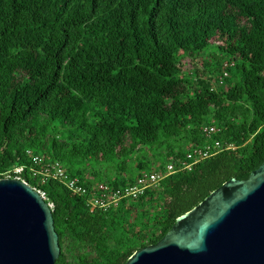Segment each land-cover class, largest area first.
<instances>
[{
  "label": "trees",
  "instance_id": "16d2710c",
  "mask_svg": "<svg viewBox=\"0 0 264 264\" xmlns=\"http://www.w3.org/2000/svg\"><path fill=\"white\" fill-rule=\"evenodd\" d=\"M47 162L87 192L34 177ZM263 162L264 0H0V170L24 165L54 204L56 264H126ZM150 172L137 197L92 207L98 184Z\"/></svg>",
  "mask_w": 264,
  "mask_h": 264
},
{
  "label": "water",
  "instance_id": "95a60500",
  "mask_svg": "<svg viewBox=\"0 0 264 264\" xmlns=\"http://www.w3.org/2000/svg\"><path fill=\"white\" fill-rule=\"evenodd\" d=\"M60 253L48 202L26 181L0 179V264H56ZM126 264H264V162L247 179L226 181Z\"/></svg>",
  "mask_w": 264,
  "mask_h": 264
},
{
  "label": "built area",
  "instance_id": "2783aa9c",
  "mask_svg": "<svg viewBox=\"0 0 264 264\" xmlns=\"http://www.w3.org/2000/svg\"><path fill=\"white\" fill-rule=\"evenodd\" d=\"M216 130V127L210 128V132H213ZM29 154H32L31 151H28ZM211 154L210 147L206 150L204 149H195L191 153L187 154V160L184 162V166H186L189 170L193 168V164L198 162L199 160L203 158L209 157ZM190 160V161H188ZM33 162L35 164H42L44 162V158L33 155ZM169 169H173V166L170 165ZM26 170V167L24 165L20 166H13L10 168H7L6 170H0V179L3 178H15L19 180H23L28 182L24 177V172ZM164 176V175H163ZM157 172H150L145 173L144 176L140 177L137 181V183L133 185H129L127 187H121L117 189H111L112 192L107 194V190H109V187L106 184H98L99 191L101 192L100 195H94L92 196L90 203L92 207L99 208L103 210H109L111 208L118 207L121 200L125 197H137L139 194H141L147 187L152 186L160 181V179L163 177ZM34 177H40L42 180H46L50 177L54 178H60L66 182V184L72 188L74 191L85 194L87 192V189L82 186L78 179L71 178L68 173L66 172L65 168L58 162L51 163L47 162L42 166V169L36 170L34 172ZM29 183V182H28ZM39 194L47 201V194L45 191H43L40 188L34 187ZM48 202V201H47ZM50 207L53 209L54 204L51 202H48Z\"/></svg>",
  "mask_w": 264,
  "mask_h": 264
},
{
  "label": "rangeland",
  "instance_id": "374dc122",
  "mask_svg": "<svg viewBox=\"0 0 264 264\" xmlns=\"http://www.w3.org/2000/svg\"><path fill=\"white\" fill-rule=\"evenodd\" d=\"M98 170L100 171V176L102 178L113 176L115 173L114 170L112 168H109L107 165H103L102 167L98 168Z\"/></svg>",
  "mask_w": 264,
  "mask_h": 264
}]
</instances>
